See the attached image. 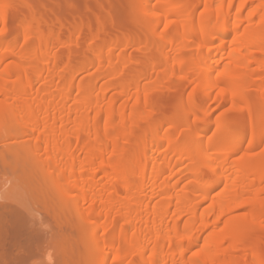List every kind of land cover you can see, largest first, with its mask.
<instances>
[{
    "label": "bare ground",
    "instance_id": "obj_1",
    "mask_svg": "<svg viewBox=\"0 0 264 264\" xmlns=\"http://www.w3.org/2000/svg\"><path fill=\"white\" fill-rule=\"evenodd\" d=\"M134 2L137 6L135 10L138 9L139 14L144 17L147 36L143 41L141 40L142 42L133 39L120 42L121 39H118L114 41L115 44L117 41L127 47L140 42L138 45L143 47L150 43L158 45L159 50L162 48L160 52L163 50L165 52L163 51L164 55L161 53L162 59L154 61L149 69H147L149 66L143 69L147 70L143 75L141 74L143 70L138 73L142 75L141 77L136 74L135 76L140 77L136 81L134 77L118 85L121 86L119 89L127 86L126 89L124 88L125 95L123 94L124 98L127 97V101L126 98H123V101L132 105L130 103L123 105V102L121 106L117 105L118 97L114 100V97L112 99L107 96L110 82L106 84L107 87L102 85L103 88H98L99 90L94 87L95 81L81 83L77 85L79 95L77 94L76 97L73 96L76 88L71 84L70 86L67 83L56 82L55 90L52 89L50 80L57 75L58 78L60 77L61 71L58 70L61 68L57 55L49 54L51 52L47 47L51 42L48 41L55 36L59 37L60 33L62 35V31L67 26L64 20H57L60 26L56 32L52 28L53 19L51 20L50 15L34 10L27 23L21 27L28 37L27 47L24 50H20L22 46L18 49L12 44L5 43L6 37L0 35V124L5 130L1 129L6 134L14 135V139L15 136L23 139L28 136L27 138L35 143L29 146L26 142L23 144L20 141L21 149L13 148L12 151L18 157L15 167L5 165L11 168L12 180L20 181L22 184L18 182L20 187H17V183L11 185V189L14 186L15 190L18 188L17 193L13 189V193L10 192L11 189L8 188L11 195L7 189L5 193L0 191V264H225V260L219 254L223 249L222 245L229 241L228 243L236 247L241 238L238 231L243 224L251 227L250 225L258 223L256 221L260 212H255L256 208L253 209L255 203L253 205V200L250 199L252 197L247 200L243 197L247 193L246 186V190L251 186L258 190L259 185L260 191L262 187L264 189V174L257 176L259 178L257 185L258 179H253L254 182L249 180L251 171L257 164L256 159L249 160L246 165L230 162V157L240 152L242 142L262 144L264 133L258 129V122L251 121L253 132L251 136L236 133L234 142L230 144L229 150L225 151L220 140H224L226 135L224 138L219 134L218 139L217 133L212 139L211 136H207L211 131L218 132L221 127L222 133L223 122L215 121L217 123L213 125V122L205 121L211 113L203 110L204 117L202 114V117L198 118L203 120H195L194 125H191L189 117L191 114L195 116L192 107L196 108L192 98L188 106L184 104L185 106L178 109L179 121L171 125L174 128L170 126V121L166 122L165 119L154 124L150 121L149 130L142 132L139 154L133 148L127 150L122 147L124 142L122 139L127 138V134L121 139L122 135H115V132L111 133V131L117 130L120 133L121 129L118 130V127H126L131 123V127L128 126L130 136L137 134L139 128L136 126L140 124L139 121L143 119L144 114H147L144 110L150 101L147 94L157 88H163L162 84L168 82L167 77H172L171 75L181 78L187 72L191 74L189 71H193L191 75L195 77V83L202 91H200L202 97L207 99L217 96V102L216 97L213 100L216 103L222 102V105L234 100V96L242 95L249 84L246 76L248 72H253V69H249L252 63L258 65L257 78L263 80L264 0H205L203 14L200 16L196 15L198 8L195 2L175 8H170L164 0H134ZM7 9L6 0H0V28L7 26V21L10 19ZM137 11L135 12L138 13ZM254 18L260 21L257 19L254 23ZM79 25L78 22L75 26L71 25L72 28L69 30L71 39L81 33ZM102 28L103 25L100 23L96 28L97 32L100 33ZM39 33L40 36L42 34L41 37L44 36L45 42H43L46 44L43 45L44 50L42 44L35 43V40L41 37L34 39V35ZM44 33H47L46 36L43 35ZM147 37H150L154 43H151ZM106 42L108 40L103 39L99 45L105 43L102 45L104 47L97 48L98 51L96 50L95 53L93 50V53L100 56L103 52L102 48L104 50L105 45L108 44ZM63 44L67 46L71 44L70 39ZM164 45L166 49L163 48ZM252 47L258 50L260 58L255 59L250 53ZM8 59L12 61L9 60L11 62L4 65ZM226 59L230 61H225ZM51 60L53 64L48 68L49 71L46 67H49ZM123 60L119 59L120 62L122 61L121 64ZM107 61L109 65L112 63V60ZM126 61L124 67L128 65ZM91 64L83 65L77 71L73 69L76 72L75 74L72 72L74 76L72 74L71 80L90 69L95 67L100 69L102 66L99 63L94 64L95 66ZM45 70L48 71L47 78H45L44 73L47 72ZM159 70L162 74L164 71V76L161 75V79L157 80V76H160ZM155 72L157 75L154 79ZM185 77L187 79V76ZM62 78L60 77V80ZM129 82L132 84L130 85ZM260 89L264 101V84ZM120 93L119 98L123 96ZM143 97H146L145 104L142 102ZM194 119H197L196 116ZM182 133L186 137L183 143L187 146L177 143V137ZM195 140L197 145H200L197 146V151L190 150ZM21 144L26 147H22ZM188 144L192 146L189 147ZM255 144L254 148L261 147ZM191 151L193 153L195 151V155ZM137 155L144 156L138 159ZM18 164L20 167L23 165L27 167L20 168ZM202 167L209 170V177L207 175L205 180ZM181 168L185 169L184 173H188L189 180L192 181V183L189 181L191 183L188 184L189 186L183 183L186 174L182 180ZM38 169L60 201V206L55 205L56 199L53 201L50 199L49 192L46 195L50 197V201L46 202L42 198L46 196L42 194L46 191L37 184L39 182L34 183V175H32L33 182L31 181V174ZM18 171L21 173H17ZM8 172L9 170L5 171L4 175H8ZM16 173L20 180L16 178ZM27 178L29 181H26ZM9 179L8 182L7 179L4 182V178L2 182L0 180L1 190L10 184L11 177ZM248 180L252 181L251 185L248 184ZM36 185L39 189L41 187L42 192ZM222 185L225 187V189L221 188L224 193H220L218 199L217 197L213 199L217 195L211 198L214 191ZM19 188L24 189L23 192H32V198L37 197L34 195L35 192H39L38 196L40 193L44 196L39 197L42 198L41 202L38 198L35 200L39 201L35 202L34 199L32 201L31 196L28 197L29 193L27 195L21 190L19 195ZM257 193L258 197L257 195L255 197L259 198L262 193ZM255 194L256 192L253 195ZM24 198L27 200L30 198L34 203L31 201L29 203L30 199L27 201ZM207 203L210 205L204 209ZM249 206L251 211L247 210L250 213L247 210L241 213L246 214L245 217L240 218L241 214L232 215ZM70 216H75L78 220L79 241L76 244L71 242L73 233L65 232L66 224L71 222ZM55 217H58L55 225L60 229L54 230L48 226V223ZM260 219L261 217L258 221ZM62 227L65 228L63 231ZM250 243L242 242L248 247ZM250 253L256 255L258 251L251 250ZM261 260V257L257 256L255 263H262Z\"/></svg>",
    "mask_w": 264,
    "mask_h": 264
},
{
    "label": "rangeland",
    "instance_id": "obj_2",
    "mask_svg": "<svg viewBox=\"0 0 264 264\" xmlns=\"http://www.w3.org/2000/svg\"><path fill=\"white\" fill-rule=\"evenodd\" d=\"M164 1H166V4H168L170 8L171 7L175 8L179 5L183 6L185 4H188L189 2L190 3L195 2L197 4V8H198V10H196L197 16H200L203 14V7H205L204 6L205 0H164ZM6 2H7V8H8L7 13L9 12L8 16L10 19L7 21V26L4 27L5 29L0 28L1 29L0 35L2 37H6V38H4L5 43H7V44L9 43V45L12 44V46H16L18 49H20L22 46V48L20 50L26 49V47H27L26 41L28 38L21 27L27 23V21L29 20V18H30L31 14L34 10H35V12H36V10L40 11L44 15H48V16L50 15L51 20L53 19L51 21L52 28L56 32H58V27L60 26L59 25L60 22H58L57 20H59V21L64 20L63 22H67L66 23V25H67L66 28L68 27L67 30L65 28L64 31H62L63 32L62 35L60 33L59 37L55 36L56 38L53 37V39H50L52 41H50V40L48 41L49 43L50 42L51 43L47 47V48H49V51L51 52L49 54H51L52 56L57 55L56 57L59 58L58 63L60 64L59 67L61 69H59L58 71L59 72L61 71V72H60V74L59 73L58 74L60 75V77H63V78L60 80V77L58 78V75L55 76V78L52 77V79L54 78V81H53L54 85L52 83V79L50 78V76H48V77L51 80L49 78L48 79L51 82V85H52L51 87L53 90H55L54 88L57 86L58 82H60L61 84L67 83V85H70V84L73 85L76 88L75 91L73 92V96H75V97L79 93V92H77L78 91L77 85H80L81 83H84V82L86 83L87 81L88 82L95 81L94 85L95 84L96 85L95 86L93 84L92 85L96 89H98V88L100 89V88L105 87L106 84L108 85V83L110 82L111 84H109L110 85L109 89L111 88V90L108 89L109 93L107 94V96L111 97V98L114 97V100H115V98L117 100V97H118L119 101L118 100L116 101L117 105L122 104V102H123V105L127 104V102H126L127 97L125 96L126 99L124 98V95H125L124 94V91H125L124 88L127 86L122 88L123 89V91H122V89H119V87H121V86H118V85H122L123 82L126 83L127 80L128 81L132 80L134 77H135V81H136L138 78H140L147 71V70L144 71L145 67L149 66L147 68V69H149L150 65L152 63H154V61L157 62L156 60H158V59L160 60V58L162 57L161 53H163V51H164L163 50L162 52H160L162 50V48H161V50H159L158 45L155 46L156 44L153 45L150 43L145 44V46H143V47H142V45L141 46L138 45L140 42L138 44H135L132 46H127V47L122 45V44L117 43V41L115 44L114 41L118 40V39L122 40V41L120 40V42H123L125 39H126V41H131L132 39L134 41L135 40L136 41L137 40L143 41L144 40L143 38H145V36H147L146 25L144 23V17H142V15L139 14L140 11H137L138 9L135 10V7H137V6H135L136 1L134 2V0H6ZM135 11H137L138 13H136ZM13 16H14V18H13ZM16 19H17V21H16ZM257 19L254 18V23L257 22L256 21ZM76 21L78 22V24H80L79 26L81 27L80 28L81 33H79L78 37L76 36V37L71 39V34H70L69 30H70V28H72L71 25L75 26V23H77ZM100 23H101V25H103V28H102V31L100 33H98L96 28L100 25ZM3 33H5V34H3ZM46 34L47 33H44L43 35L46 36ZM34 36H35L34 39H36V37L38 38L40 36V33L36 34ZM41 36H42V34H41ZM96 36H97V38H96ZM43 37L35 40V43L40 44V45L42 44L41 45L42 48H43V45L46 46V44L44 43L45 41L43 40L44 39ZM67 37L70 39V43H71V44H68V46L63 44L65 42H69V39H67ZM150 37H147V38L149 40H151V43H154V41L152 39H150ZM75 38L77 41L75 40ZM102 38L104 40L106 39V41L108 40V42H106V44L107 43L108 44L105 45L104 50L102 48L103 52H101V55L99 56V54H94V53L97 50V48L101 49V46L103 44H105V43H103L101 46L99 45L103 41ZM34 39H33V41H34ZM129 39H131V40H129ZM65 40H68V41H65ZM111 40H113V41H111ZM14 42H16V43L14 44ZM38 42H40V43H38ZM109 43H110V45H109ZM97 45H99L100 47ZM50 46H51V48H50ZM95 46H96V49H95ZM102 47H104V46H102ZM163 48L166 49V46ZM43 50H44V48H43ZM93 50H94V53H93ZM250 50H251L250 53L253 55V57L255 59H256V57H257V59H258V57L259 58L261 57L260 54L258 53V50L255 47H252V49H250ZM99 51H101V50H99ZM104 51H105V53H104ZM96 53H98V52H96ZM163 55H164V53H163ZM122 56H124V57H122ZM126 57L129 59H127ZM123 58H125L128 61L127 62L125 60L127 62L126 64H128V65H125V67H124L125 61L123 60ZM119 59L123 60V63H122L123 65L121 64L122 61L120 62ZM163 59H164V57H163ZM9 60H11V59H8L7 61L5 60L6 62L4 63V65L5 64L7 65L12 61V60L11 61H9ZM107 60H112V63H110V65H109ZM227 60L230 61L229 59H226L225 61H227ZM102 61H103V64H102ZM50 62H51V64H49V67H46L47 70H49V71H50V69H48V68L52 67L51 65L53 64L52 63L53 60H51ZM113 62L114 63L116 62V64L114 65ZM83 63H85V64H83ZM91 63L93 64V66H95L94 64H98V63L101 64L102 66L100 67V69L98 68L99 70L95 69V68H97V67H95L93 69L88 70L85 73L77 75V77H75L73 80H71L72 74H73L72 72H74L73 69L77 71L81 66L86 65V64L88 65ZM77 66H79V67L77 68ZM112 67H114V68H112ZM109 68H110V72L108 73ZM162 68H161V70H164ZM249 69H253L252 70L253 72H248V74L246 76V79H247L249 84L245 88L242 95L240 97L234 96L235 98H234V100L232 99L230 101L231 103L227 102L226 104L223 103V105H222V102L216 103L217 102V96L210 97L207 99H204L205 97H202V93H200L201 90L198 88L199 86H197L195 83V77L193 75H191V74H193V71H189V72H191V74H187L188 72L185 74V76H187V79L185 76H182L181 78H177L178 76H176V75H175V77H173V75H171L173 78L170 76H169L170 78L166 76L167 80L166 79L165 80L168 82L165 83V81H164L165 84L164 85L162 84L164 78H166V77H164L162 82H161L163 88H157V89H155V91L154 90L152 92L150 91L147 94V98L150 100L149 103H147L148 108L145 107V109H144V110H146L145 113H147V114L146 115L144 114L143 119H141L139 121L140 126L139 125H138L139 127L136 126L137 128H139L137 131V134H134V135L131 134L132 136H130V131H129L128 126L131 127L132 124L128 123L129 121L127 122L128 125L125 124V125H127L126 127L124 126L125 128L122 127V128H124V130H122V128L118 127V130L121 129L120 133H118L117 130L116 131L113 130V131H111V133L115 132V135H119V134H120L119 136L122 135L120 137L121 139H122V137H125V135L127 134V138L125 137L124 138L125 140L122 139L124 141L122 143V147L124 149H127V150H132V148H133V149H135L134 151H137L139 154V151L141 149V146L139 144H141V141H142V138H141L142 132H144V130L145 131L149 130V127H150L149 125L151 124L150 121H153L152 123L154 124V123H160L161 121L166 120V122L170 121L169 122V124L171 123L170 126L172 125V123L177 124V122L179 121V117H178V111L179 110L178 109L181 106H185V105L188 106V102L193 98V102L195 103L196 108L192 107V109H193L192 113H195V116L197 119H194L195 118L194 114H191L189 117V120L191 119L190 120L191 125L193 126L194 122H196L197 120H203V119H198V118H201L202 114L204 112H208L209 114L211 113L209 115L210 119L208 118L205 121H207V120L211 121L210 123L213 122V125H215L217 123L215 121L219 122V120H220L221 123L223 122V125L225 127L223 126L222 133H221V129H222V127H221V129L218 132L216 131L215 133H213L211 131L207 136H211L210 138L212 139V137L216 136V133H217V139H218V136L220 137V135L221 136L226 135V138L224 136L225 139L220 140V142H221L223 150L226 149L225 151H227V150H229L228 148H229L230 144L232 142H234L235 136L244 135V134H246V136H249V135L251 136V134H253L252 127H251V121H253L254 123L258 122V124H259L258 129L261 131V133H264V120H263V117H264L263 102L264 101L262 100L263 99L262 98L263 92L260 89L261 86L264 84V82H263L264 78H263V80H262V78H257L258 77V74H257L258 65L256 63H252L251 67ZM249 69H248V71H249ZM47 70H45V71H47ZM93 70H96V71H93ZM141 70H143V71H141ZM112 71H114V72H112ZM140 71L142 74L141 76L138 74V73H140ZM75 72H74V74H75ZM158 72H160V74H158L160 76L159 77L157 76V78H158V79L156 78L157 80L161 79V75L164 74V71H163V74L161 73L162 71H160V70ZM47 73H48V71L44 73L45 78H47L46 77ZM62 73L64 75H62ZM74 74H73V76H74ZM109 74H111V75H109ZM136 74H138L140 77L135 76ZM156 75H157V73L155 72L153 75L154 79H155ZM64 76H65V78H64ZM191 76H193V77H191ZM89 77H91V78H89ZM92 78H93V80H92ZM153 78H152V80H154ZM68 79H70L71 82ZM168 79H170V81ZM191 79H194V81ZM152 80H150V81L153 82ZM154 81H156V80H154ZM112 82H114L113 85L116 83L117 84L115 86H113ZM55 83H56V85H55ZM129 84L131 85L132 83L129 82ZM102 85H103V87H101ZM125 85H128V84H125ZM116 86H118V88H116ZM113 87H115V89ZM159 87H161V86L159 85ZM159 89H161V90H159ZM96 91L97 90H95V92ZM100 91H99V93H100ZM95 92L93 91L94 96H95ZM120 92H122V93H120ZM119 93L121 95H123V94L124 95L119 98ZM96 94H98V93L96 92ZM150 95L152 96V98ZM215 97H216V99H215ZM123 98L126 101H123ZM145 98L146 97H143V99H142L143 104H145V102H146ZM213 98L216 100V102H215V100H213ZM235 99H236V101H235ZM107 100L109 101V98ZM201 101H203V102H201ZM232 101H233V103H232ZM72 103H74V102H72ZM72 103H71V105H72ZM129 103L127 105H129ZM219 103H220V105H219ZM215 106L217 108H215ZM197 107H201L203 109H200ZM203 110H204V112H202ZM130 112H128V113L132 114ZM203 117H204V114H203ZM163 119H165V120H163ZM128 120H130V119L128 118ZM130 122H131V120H130ZM1 126H2V124H0V131L3 132L4 134H2L0 132V166H1L0 167V177H2L0 180L2 182L3 181L2 179L4 178V180L7 179V182H8V180H10L9 177H11L12 182L17 181L14 179L12 180V174L13 173L11 172V168H12V166L15 167V163H16L17 158H18V157H16V155H14L12 153V151L14 150L13 148L18 149V147H19V150H20L21 147L19 144L21 142H23V144H24V142H26L28 145L31 143L32 144H35V143L33 142V140H31L29 138L32 141L31 142L27 138L28 136L27 137L25 136L26 137L25 139H23V137L21 138V137L15 136L16 139H14V135H12L11 133H8V132H7L8 134H6V132L3 131V130H5V128L3 126L2 127ZM147 126H148V129H146ZM171 127L174 128V126H171ZM104 128L105 127L103 125V130H104ZM137 128H136V130H137ZM136 130H135V132H136ZM122 131H123L124 135H123ZM213 131H215V130H213ZM236 133H237V135H235ZM178 137H177V140H178L177 143H178V145H181L184 142V140L186 139V137H184L183 133L180 134ZM26 139H27V141H25ZM15 143H18V144H15ZM193 143H194V146H192V144L191 145L188 144V146L189 145H190L189 147L192 146L191 147L192 149H190V150L195 149L197 151V146L199 147L200 145L199 144L197 145V141L193 142ZM242 143H241L240 152L238 154L232 155L230 157V162L235 163V164L239 163V164H245L246 165V163H248L249 160H251V159L255 160L256 159L257 164L253 168V170L251 171V174L249 176V180H253V179L257 180L258 179L256 181V183H257V185H259V178H257V176H261L260 174H264V140H262V144L256 143L257 145L253 142H251L252 143L251 144L250 141L249 142L244 141V143L243 144ZM23 144H21L22 147H26ZM32 144H31V146H32ZM73 144L75 147V144H76L75 140L73 141ZM195 144H196V146H195ZM254 144L256 146L259 145L261 147H257V148L255 147L254 148ZM183 145H186V144L183 143ZM249 145H251V146H249ZM8 150H9V152H8ZM191 152L193 153V151H191ZM194 153H195V151H194ZM10 154H11V156H13L12 159L14 158L13 161L11 160ZM143 156L144 155H140V156L137 155V158L140 159V158H143ZM5 159H6V161H5ZM7 160H8V163H7ZM2 163H3V165H2ZM10 164H11V166H10ZM19 164H20V160H19ZM5 165L9 166L11 168L6 167ZM19 167H20V165H19ZM22 167L26 168L27 165H23ZM22 167H20V168H22ZM2 168L4 169V171H2ZM8 170L10 173L8 172V175L5 176L4 174L7 173V172L5 173V171H8ZM184 170H182V168H181V172H182L181 176L183 175L182 176V180H183V177L186 174V177H185L186 179L183 180V183L186 184V186H187L190 183L189 181H191V179L189 180V175L186 172L184 173ZM202 170H203L204 175H205V177H204V180H205V178L207 177V175L209 173V170L206 167H202ZM32 171H34V170H32ZM40 171L41 170L38 169L37 171H35V173L33 172L31 174V177H32V175H34V177H35V179L32 177L31 181L33 182V179H34V183L39 182L37 184L39 186H41L42 188H44L46 191V192H43L42 194L46 195V193L49 192L48 194H51L50 195L51 198L48 197V195H46L45 197H42L44 195H42L41 193H40V196H38L37 193H39V192H35L34 195L37 197L32 198L31 194H33L32 192L34 190H31V187L29 189L32 192L29 193L30 191H28V193L30 195L27 193V191L23 192L24 189H20V188H19L20 191L18 192V194L19 193L21 194V190H22L23 193H26L27 195H29L28 197L31 196L32 201H34L35 198H38L39 200L44 198L46 200V202L50 201V199L52 201L54 199H56L55 205L60 206V201L57 200V197H56L54 191L49 186V183L44 180V176H42V172H40ZM17 173H21V171L20 172L18 171ZM17 173H16V178H19L18 177L19 175ZM7 176H9V177H7ZM14 176H15V174L13 175V177ZM23 176L25 177L24 174H23ZM23 176H21V177H22L23 181H25ZM181 176H180V178H181ZM208 177H209V175H208ZM28 178L26 181H29ZM187 178H188V180H187ZM234 178H235V176H234ZM19 180H20V178H19ZM249 180L247 181L248 184H250L252 182V181L250 182ZM254 180H253V182H254ZM11 181H10V184H7L6 187L3 188L4 190L0 189V191L1 192L4 191V193H5L6 192L5 189H7V192L9 193V191L11 189L10 186L14 185V183H17L18 186L17 185L16 186L20 187V184H19V183H21L20 181L13 182V183H11ZM4 182H6V180ZM34 183H32V185ZM41 183H42V185H41ZM191 183H192V181H191ZM252 184L255 185V183H252ZM38 185H36V186L39 189ZM41 187L39 190H41ZM259 187H260V185H259ZM259 187H258V190H257V188L255 190L251 186L250 188L248 187V190H246L247 189V186H246L245 192H247V193L249 192V193L248 194L246 193L247 195L244 194L245 196L243 195L244 196L243 198L247 200V199H249V197L254 198L256 195L258 197L257 192L262 193L259 198H257V197H255L254 199L250 198L251 200H253L252 201L253 205L255 203L253 209L256 208L255 212L256 211L258 213L260 212L259 217H261V219H260V221H258L259 220V217H258V220L256 221V223L257 222L258 223L257 224L254 223V225H250L251 227H248L246 224L245 225L243 224V226L241 228L242 231L241 230L238 231L239 232L238 235L241 237L240 239L238 238L239 239V241H238L239 245L237 244V246L235 247V246H233L232 243L231 244L228 243L229 241H226L224 243V245H222L223 249L220 250L221 252L219 254L222 255L223 259L225 260V264H256L255 262L257 261V256H260L262 259L261 260L262 263L258 262V264H264V245H261V243H264V230H263V228H264V189L262 187V191H260ZM8 188H10V189H8ZM221 188L225 189L224 185L220 186L218 188L219 190L217 189L218 191L215 190L214 195L212 194L211 198H213L215 195H217L213 199H216V197L218 199L221 196L220 193L221 194L224 193V191ZM12 189L15 190V186ZM12 189L10 192L13 191ZM17 189L18 188H16V190H15L16 193H17ZM32 189H34V188L32 187ZM40 192H42V190ZM215 192L217 194H215ZM255 192H256V194L253 195ZM23 193H22V195H25ZM52 194H54V196H52ZM6 195H8V194H6ZM9 195H11V194L9 193ZM15 196L17 198V195H15ZM21 197H23V196H21ZM39 197H42V198H39ZM65 198L66 197H63V199H65ZM31 199L28 201L27 199L24 198V200H27L29 203H30ZM39 200H35V202H37ZM246 200H243V201H246ZM40 202H41V200H40ZM32 203H34V202H32ZM250 203H251V201H250ZM207 204L208 205L204 206V209L210 205V203H207ZM39 206H38V208H40ZM247 209L251 211V208L249 206V207H246L242 210L236 211L232 215H234V216L240 215L241 213H245ZM248 210H247V212H249ZM171 212H172V209H171ZM245 216H246V214H244V215L241 214L240 218H243ZM57 218L58 217L51 219L49 221L50 223H48V226L53 228L54 230L60 229L59 227L57 228V226H56L57 223L55 221H57ZM70 220H71V222H69V224H66L67 227L64 226V227H66L67 230L64 227H62V231H63V229H65V232L67 231V232L73 233L71 242L73 244H76L79 241V237L77 234V229L79 228L78 220H77V217H75V216H72V217L70 216L69 221ZM261 222H263V223L261 224ZM55 223H56V225H55ZM222 223H224V222H222ZM219 226H220V224H219ZM222 226H223V224H221V227ZM244 227H246V229H244ZM247 228H249L250 230H247ZM237 236H235V238H237ZM243 241L251 242L250 243L251 245H249V247L245 246L242 244ZM251 250L258 251V254L252 255V253H250Z\"/></svg>",
    "mask_w": 264,
    "mask_h": 264
}]
</instances>
